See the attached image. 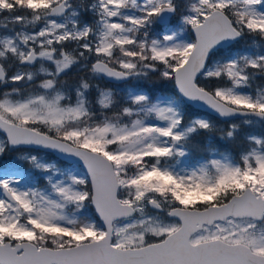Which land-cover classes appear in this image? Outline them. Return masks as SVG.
Segmentation results:
<instances>
[{
	"label": "snow or ice",
	"instance_id": "snow-or-ice-1",
	"mask_svg": "<svg viewBox=\"0 0 264 264\" xmlns=\"http://www.w3.org/2000/svg\"><path fill=\"white\" fill-rule=\"evenodd\" d=\"M256 127L264 0H0V264H264Z\"/></svg>",
	"mask_w": 264,
	"mask_h": 264
},
{
	"label": "trees",
	"instance_id": "trees-1",
	"mask_svg": "<svg viewBox=\"0 0 264 264\" xmlns=\"http://www.w3.org/2000/svg\"><path fill=\"white\" fill-rule=\"evenodd\" d=\"M168 87H169V88H172L173 85H168ZM193 113H194V114H196V113L202 114L201 112H198V111H196V110H194V109H193ZM218 124H219L220 126H221V125L225 126L222 122H219V121H218ZM221 127H222V126H221ZM251 130H252V131H251ZM255 130H258L259 132H264V129H261V128H259V127L246 129V131H249V132H253V131H255ZM203 139H204L203 136L198 138V140H203Z\"/></svg>",
	"mask_w": 264,
	"mask_h": 264
},
{
	"label": "water",
	"instance_id": "water-1",
	"mask_svg": "<svg viewBox=\"0 0 264 264\" xmlns=\"http://www.w3.org/2000/svg\"><path fill=\"white\" fill-rule=\"evenodd\" d=\"M193 108H194V109H197V110H200V111H202V112H205V113H206V111H207V110H205V109H201V108L199 107V105H195V106H193Z\"/></svg>",
	"mask_w": 264,
	"mask_h": 264
},
{
	"label": "rangeland",
	"instance_id": "rangeland-1",
	"mask_svg": "<svg viewBox=\"0 0 264 264\" xmlns=\"http://www.w3.org/2000/svg\"><path fill=\"white\" fill-rule=\"evenodd\" d=\"M220 126V125H219ZM222 127H224L223 125H221ZM220 126V127H221ZM252 131V130H251ZM253 132H255V133H260L258 130H255V131H253ZM11 157H5L4 159H10ZM25 167H27V165H25Z\"/></svg>",
	"mask_w": 264,
	"mask_h": 264
}]
</instances>
